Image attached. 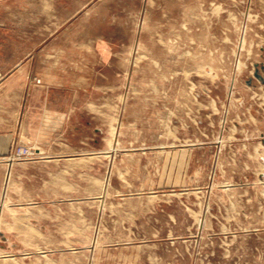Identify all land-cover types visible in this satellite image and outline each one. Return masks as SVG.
Segmentation results:
<instances>
[{
    "label": "rangeland",
    "instance_id": "rangeland-1",
    "mask_svg": "<svg viewBox=\"0 0 264 264\" xmlns=\"http://www.w3.org/2000/svg\"><path fill=\"white\" fill-rule=\"evenodd\" d=\"M0 17L23 28L3 40L63 46L30 98L61 117L4 156L0 264H264V0H0ZM38 154L50 172L11 170Z\"/></svg>",
    "mask_w": 264,
    "mask_h": 264
},
{
    "label": "crops",
    "instance_id": "crops-1",
    "mask_svg": "<svg viewBox=\"0 0 264 264\" xmlns=\"http://www.w3.org/2000/svg\"><path fill=\"white\" fill-rule=\"evenodd\" d=\"M22 30L15 20L12 24L0 17V191L3 172L7 168L4 156L12 142L17 140L20 130H27L29 127L37 129L31 137L41 143L50 127L51 118L59 120L61 117L60 110H52L48 104L35 106L30 98L35 89L32 81L36 71L43 82L53 79L49 67L51 50L59 58L63 46L47 40L34 42L16 38L2 39L3 33H18ZM39 64L42 65V70L36 69ZM61 157L53 155V160L59 161ZM50 158V155L38 154L32 159L13 163L11 170L17 173L16 176L26 173L35 177L40 170L50 172Z\"/></svg>",
    "mask_w": 264,
    "mask_h": 264
},
{
    "label": "water",
    "instance_id": "water-1",
    "mask_svg": "<svg viewBox=\"0 0 264 264\" xmlns=\"http://www.w3.org/2000/svg\"><path fill=\"white\" fill-rule=\"evenodd\" d=\"M258 75V74H257Z\"/></svg>",
    "mask_w": 264,
    "mask_h": 264
}]
</instances>
